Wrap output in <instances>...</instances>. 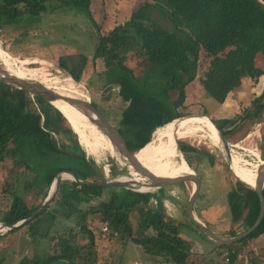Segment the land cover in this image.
Returning a JSON list of instances; mask_svg holds the SVG:
<instances>
[{"label":"trees","instance_id":"16d2710c","mask_svg":"<svg viewBox=\"0 0 264 264\" xmlns=\"http://www.w3.org/2000/svg\"><path fill=\"white\" fill-rule=\"evenodd\" d=\"M145 1L125 23L106 32L98 28L91 55L78 53L58 59V68L74 83L87 79L90 71L96 69V63L101 62V70L93 77L97 78L105 99L115 89L119 90L124 106L112 123L133 154L146 147L156 131L159 135L164 131L161 128L186 116L188 88L194 82L200 83L208 97L224 105L244 80L257 82L264 77V0ZM48 3L51 9L79 10L96 25L91 17V0H0V23L12 24L27 15L39 16L47 11ZM149 10L159 11L172 23L173 30L155 23ZM202 52L210 61L208 70L200 78ZM65 88L70 90L69 86ZM60 109L68 115L66 107ZM201 115L211 118L228 143L237 142L252 125L264 123V91L251 101L243 114L215 120L205 109ZM183 126L215 135V129L209 124L206 126L204 121L192 120ZM97 141L100 150L110 151L103 137L98 135ZM178 144L195 172L198 171L194 166L196 161L215 162L209 151L184 142ZM262 144L264 156V136ZM84 148L78 128L75 132L58 108L0 82V186L2 194L12 197L0 226L12 227L34 215L46 203L60 173L69 172L87 183L62 179L48 209L31 222L0 233V247L6 244L4 239L25 231V241L34 239L38 244L23 243L22 248L38 249L42 242L50 240L54 242L53 250L32 258L20 251L23 258L18 264H97L98 240L104 235L113 239L112 233L118 232L120 240H131L145 254L162 258V264H188L192 251L180 235V222L150 205L153 191L97 186L123 178L118 175L124 165L110 151L111 159L105 167L97 161L95 153ZM167 153L169 158L162 159ZM175 157L174 141L158 150L154 158L149 156L147 162L152 165L155 160L167 165L176 163ZM243 170L246 174L245 177L242 174L243 179L253 185V172ZM106 190L113 191L109 198L102 199ZM227 201L232 223L226 234L235 237L256 222L260 199L255 191L235 179ZM135 213L141 218L137 231L131 224ZM97 221L107 224L111 233H98L91 228ZM47 222L49 228L42 234L41 224ZM52 225H56L53 235ZM261 240H264V220L248 237L233 245H216L212 252L216 255L228 252L229 264H238V246ZM3 252L5 255L4 249ZM5 259L6 256L1 257L0 264ZM119 259L121 264L122 257Z\"/></svg>","mask_w":264,"mask_h":264},{"label":"rangeland","instance_id":"374dc122","mask_svg":"<svg viewBox=\"0 0 264 264\" xmlns=\"http://www.w3.org/2000/svg\"><path fill=\"white\" fill-rule=\"evenodd\" d=\"M91 1V17L96 23L95 26L92 22H90V19L85 13L76 9H64L58 7L51 9L50 3L46 4L47 11L39 16L27 15L19 18L18 21L12 24L1 22L0 50L8 53L12 58L11 61L16 63V65L13 66V70L18 71V69L27 68L28 70L34 72V78L36 81L48 85L52 89L58 90L68 85L75 86L77 90L80 91L84 99H89L91 102H94L100 112L106 116L110 122H113L114 120H117L121 114L124 102L119 95L118 89H115L112 92L109 99L104 98L101 92V87L96 82L97 78L93 77V74L96 75L101 70V62L98 61L96 63V69L93 72L92 70L90 71L87 79L84 78L79 83H74L69 79L70 77L67 74L58 68V59L62 56L75 55L78 53L91 55L97 41L96 30H98V28L100 32H106L120 24L125 23L130 19L133 12L145 5L146 1ZM148 14L158 25L168 30H173L174 27L172 23L159 11L149 10ZM17 60L21 62L25 61L26 64L22 62V65L21 63H18ZM3 61H5L4 58L0 60V68L5 70L6 68L3 65ZM209 61L210 59L206 56L205 52H202L200 54L198 77L202 78L204 76L205 72L209 68ZM90 80L93 81L90 82ZM263 91L264 77H261L257 82L244 80L242 87L230 94L224 105H220L215 100L208 97L200 87V83L196 81L195 84L193 83V85L188 88V107L185 110L186 116L182 118L196 115L201 116L205 109H207L209 114L215 120L232 118L238 114H243L245 109L251 106V101L255 97L261 95ZM68 117L70 118V121H72L69 113ZM176 122L178 121L176 120L172 123ZM172 123L161 128V130L167 129ZM205 123L206 126H208V123ZM263 128L264 123H256L252 125L244 138L237 142H229L231 151H233L232 154H234L237 159H240L242 165L248 163L245 166L250 170H253V166L257 165L259 160L264 157L261 152V145H263L264 136ZM156 133L157 131L155 134ZM191 133L188 138L177 140V143L184 142L197 148L198 150L209 151V153L215 157V162L213 163H210L207 159L201 161L198 160L194 163V166L198 170L195 173L202 181L203 194L204 191L206 193L204 200L205 204L203 202V196L200 194L196 203V209L199 210L202 204H204L202 216H204L208 227L214 232L228 236L226 232L230 229L232 218L227 201V193L231 190V186L235 183V179L237 178L227 165L226 153L224 152V148L220 140L219 144H214L207 132L193 133L192 130ZM96 136L97 133H92V142L94 141L93 137L97 138ZM163 138H165V136ZM166 141V138L162 140V142ZM156 144L159 145L160 142L157 141ZM99 149L102 148L98 147L99 152H96L94 156L98 162L107 166V162L111 159L110 151L106 149ZM84 150L86 151L85 148ZM184 159L185 156L180 152L179 144H177L176 157L173 161H175L178 166H180L181 163L182 165L187 166L183 161ZM192 159H195L194 155H192ZM249 163L253 165L251 166ZM234 166L241 176L242 174L244 177L246 176L243 172L244 170L235 162ZM124 169H126L125 172H123ZM124 169L121 170L122 173H119L118 175V177H123L121 179H142L141 176L137 173L135 174V172L130 168L124 166ZM106 171L108 175H110L109 171ZM191 171L194 170L191 169ZM163 176L171 177L174 176V174L170 176ZM63 179L69 180L72 178L70 176H64ZM174 187L175 188L170 187L158 189L160 194H157L156 190H152L153 195L156 196L157 199H154V203L152 198L150 205L157 208V210H163L167 215L172 214L170 216L174 219H176L177 216V220L180 221V235L182 239L187 242L190 251H192L190 258L188 259V264H227L225 262V258L223 257L226 252L224 254L222 253V255H220L221 252L219 255H216L214 252L202 255V257L197 255L199 252H203L205 250V245L200 242V238L202 240H206L208 238L201 232L200 234L194 232L195 230L192 228L193 224L186 216L185 211L191 198L193 187L190 184L187 186L179 185ZM53 189L54 188H52V191ZM1 190L2 188L0 186V219L9 209L12 202L11 195H4L1 193ZM112 191L113 190H106L102 199L107 197L109 198ZM93 203H98V200ZM208 206L212 207V209H209V211L206 212L205 209H207ZM176 210H179L181 217L177 215ZM140 222L141 218L135 213L131 217V224L133 225V228H136V231ZM41 225V232L42 234H45L50 224L47 222ZM103 225L104 224L97 221L96 225H92L91 228L100 233L103 229ZM75 228L77 229L76 226ZM63 229L59 230L61 231ZM55 231L56 225H52L50 228L51 235L55 234ZM0 233L3 234V231L0 230ZM24 233L25 231H20V234L16 233L9 236L7 239H4L6 244L3 247H0V258L6 256V259L2 264H18V261L23 258V256L20 255V251L21 253H24V255L28 254L29 258H32L35 254L43 255L50 253L53 250L52 247L54 242L50 240L42 242L38 249H32V247L22 248L23 246H21V244L23 243L38 244V240L34 239L26 242L24 239L26 234L24 235ZM97 245V264H120L118 262L121 257V264H162V258L152 257L145 254L141 246H138L129 239L126 241H123L122 239L120 240V237L119 239H110L104 235L100 240H98ZM238 247L240 250L238 264H264V257H261V255L264 254V243H262V245H260V243L248 245L243 244ZM3 249L5 250V255ZM35 250L37 252H35Z\"/></svg>","mask_w":264,"mask_h":264},{"label":"water","instance_id":"95a60500","mask_svg":"<svg viewBox=\"0 0 264 264\" xmlns=\"http://www.w3.org/2000/svg\"><path fill=\"white\" fill-rule=\"evenodd\" d=\"M0 82H3L5 84H8L10 86L19 88L21 90L27 91L28 93L32 94L33 96L39 97L50 104L55 106L56 102H62L66 103L76 109H78L88 121H90L92 124L96 125L98 129L108 138L112 148L113 152L116 156V158L119 160L121 164L124 166L130 168L135 173H137L139 176L142 177L140 181H134L135 179H120V180H114L110 182H106L103 184H99L97 186H103V187H124L127 189H131L134 191H152V190H158L162 188L167 187H174L179 185H191L193 187V190L197 191L199 194H202L203 196V202L206 197V193L204 191L203 194V187H202V181L200 177L195 173V171H192V173L181 175L180 177L175 178H168V177H160L156 174H154L152 171H150L146 166H144L137 158V154H133L127 147V144L120 133V131L115 127V125L109 121V119L104 116L100 110L94 106L90 100H85L82 98L70 96L63 94L61 92H58L55 89L50 88L49 86L38 82L36 80L31 79H25L20 78L18 76L12 75L8 73L6 70L0 68ZM56 107V106H55ZM58 108V107H56ZM59 109V108H58ZM59 111L63 114V116L68 120V122L71 124L73 130L74 125L66 117V115L62 112V110L59 109ZM203 116V115H201ZM209 118V117H208ZM183 119V118H180ZM180 119H177L179 121ZM211 120V119H210ZM176 121V120H175ZM212 121V120H211ZM212 123L215 125L219 140L222 143V146L224 148V152L226 155H231V148L228 141L225 139L222 131L219 129V127L212 121ZM153 141V139H152ZM151 141V142H152ZM176 141V146H177ZM181 152V150H180ZM182 153V152H181ZM186 165L188 166L185 159L183 160ZM227 165L230 167L231 171L234 173V170L231 168V165L229 161L227 160ZM189 167V166H188ZM190 168V167H189ZM255 184L254 186H250L243 182L235 173L237 180H239L241 183H243L246 187L249 189L255 191L260 199V213L256 220V222L245 232L241 233L240 235H237L235 237H229L225 236L223 234H219L217 232H214L212 229H210L206 224L201 222L195 215L196 210V203L193 201V196L191 195V198L188 202L187 208H186V216L189 219V221L193 224L192 228L195 231L201 232L203 235H205L208 240L213 242L215 245L222 246V245H233L235 243H238L239 241L243 240L244 238L248 237L251 233H253L255 230L259 228L261 223L264 220V157L259 160L258 164L255 168ZM64 176H70L74 181L78 182L79 184H87L84 183L77 178H75L71 173L69 172H63L58 175V178L54 184V189L52 191V194L47 198L46 203L29 219L20 222L19 224L9 227L17 228L25 224L26 222H31L35 220L38 216H40L45 210L48 209V207L51 205L53 199L56 197L57 192L59 190V186L61 183V180L64 178ZM145 180V181H144ZM142 186V188H141ZM200 197V196H199ZM199 220V223L196 221ZM8 227V226H7Z\"/></svg>","mask_w":264,"mask_h":264},{"label":"bare ground","instance_id":"6f19581e","mask_svg":"<svg viewBox=\"0 0 264 264\" xmlns=\"http://www.w3.org/2000/svg\"><path fill=\"white\" fill-rule=\"evenodd\" d=\"M0 57L4 58L5 61H3V65L5 66V70L15 76H18L20 78H25V79H31V80H35L34 76V72L31 70L26 69H18V71L13 70V66L16 65V63L12 62V58L10 57V55L8 53H5L3 51L0 50ZM2 58H0V60H2ZM9 60V61H7ZM18 63H21L23 65L22 62H24L26 64L25 61H19L17 60ZM24 64V65H25ZM48 86V85H47ZM69 86V85H68ZM70 90H68L67 88L63 87L61 89H58V92H61L63 94L66 95H70V96H74V97H78V98H83V96L81 95L80 91L77 90V88L73 85L69 86ZM85 100H89V99H85ZM55 106L58 107L59 109L61 107H66L67 111L71 117V122H73L72 124L74 125V131H79V140L80 143L85 147V149L89 152V153H96L99 152L98 151V135L103 137V139L105 140L106 144L109 146L110 151L112 152V154L114 155L113 152V148L108 140V138L98 129V127L94 124H92L90 121H88L86 119V117L76 108L66 104V103H62V102H56ZM61 110V109H60ZM66 117L68 119H70L68 117V115L66 114V112L62 111ZM204 121L207 122L213 129H215V135L211 132L208 131H204L201 129H197V128H192V127H187V126H183L186 122L188 121ZM187 129V130H186ZM207 132L209 134L210 139L214 142V144H219V133L215 127V125L212 123V121L210 120V118L204 117V116H189L183 119H180L178 122L176 123H172L171 125H169V127L167 129H164L163 132H161L159 135L155 134L153 141L150 142L146 147H144L137 155L138 160L146 165L150 171H152L154 174L160 176V177H164L162 175L164 174H178V175H174L173 178L175 177H180L181 175L184 174H188V173H192L191 169L188 168V166H184L181 165L178 166L177 163H170L167 165H162L159 162H156L154 160V162H152V165H150L147 162V158L150 156L151 158L155 157V154L157 153L158 150H160L162 147H165L166 145H168L171 142L175 141V148L176 146V141L177 140H181V139H185L188 138L190 136V133L192 132ZM92 133H97V138L93 137V142L91 141L92 139ZM189 134V135H188ZM192 134V133H191ZM165 136L166 138V142H162L163 138ZM157 141L160 142L159 145H157ZM100 150V149H99ZM233 151H231V155H226L227 160L229 161L231 168L234 170V173L246 184L250 185V186H254L255 184V179H256V174H255V168L256 165L253 166V170H250L249 168H247L245 165H247L248 163H245L242 165L240 159H237L234 154H232ZM166 155H170V154H165L162 156V159H167L169 158ZM115 156V155H114ZM116 157V156H115ZM240 166V168L245 169V170H249L253 172V179H254V184L251 185L250 183H248L245 179H243V177L241 176V174L238 172V170L236 169V167L234 166V162ZM186 164V163H185ZM251 166L253 164L249 163ZM146 167V168H147ZM136 174V173H135ZM169 178V177H168ZM134 181H140V179H135ZM142 188V186H141ZM193 196V201L196 202L199 193L195 190H192V194ZM199 223V220H196Z\"/></svg>","mask_w":264,"mask_h":264},{"label":"crops","instance_id":"0c3cea01","mask_svg":"<svg viewBox=\"0 0 264 264\" xmlns=\"http://www.w3.org/2000/svg\"><path fill=\"white\" fill-rule=\"evenodd\" d=\"M194 84H195V82H194ZM190 87H191V86H190ZM153 138H154V136H153ZM164 175H169V176H170V175H173V174H164ZM174 175H178V174H174ZM162 176H163V175H162ZM173 177H174V176H171V177H169V178H173ZM167 188H170V187H167ZM171 188H175V187H171ZM156 193H157V194H160V192H159L158 190H156ZM199 196H200V194L198 195V198H197L196 202L198 201ZM160 198H161V196H160ZM154 199L156 200L157 197H156V196L153 197V202H154ZM151 202H152V200H151ZM154 203H155V202H154ZM204 204H205V202H204ZM204 204H202V206H201V208H200L199 210H198V209L195 210V215H196V217H197L201 222H203L204 224H206V220H205L204 216H202V213H203V210H204V206H203ZM209 209H212V207L208 206L207 209H205V211L208 212ZM176 211H177V215L181 217V214H180L179 210H176ZM185 212H186V211H185ZM168 215H169V214H168ZM170 215H172V214H170ZM176 220H177V216H176ZM178 221H179V220H178ZM179 222H180V221H179ZM206 225H207V224H206ZM194 232L200 234V232H197V231H194ZM16 236H17V235H16ZM200 242H202V244L205 245V250H204L203 252H199V253L197 254L199 257H202V255L209 254V253L212 252V250L215 249V247H216V245H215L213 242H211L210 240H208V239H206V240H202V239L200 238ZM258 243H260V245H262V243H264V240H261V241L257 242V244H258ZM261 257H264V254L261 255ZM258 264H259V263H258Z\"/></svg>","mask_w":264,"mask_h":264},{"label":"built area","instance_id":"2783aa9c","mask_svg":"<svg viewBox=\"0 0 264 264\" xmlns=\"http://www.w3.org/2000/svg\"><path fill=\"white\" fill-rule=\"evenodd\" d=\"M9 229H10V228L7 227V226H0V230H2V231H7V230H9ZM102 231H103L105 234H110V233H111V230H110V228H109V226H108L107 224H104V225H103V229H102ZM118 236H119V233H118V232H113V233H112V237H113L114 239H117ZM224 257H225V262H226L227 264H229V263H230L229 253L226 252V253L224 254ZM136 264H139V263H136Z\"/></svg>","mask_w":264,"mask_h":264},{"label":"clouds","instance_id":"9594fccd","mask_svg":"<svg viewBox=\"0 0 264 264\" xmlns=\"http://www.w3.org/2000/svg\"><path fill=\"white\" fill-rule=\"evenodd\" d=\"M53 187H54V186H53ZM51 194H52V192H51ZM51 194H50V195H51Z\"/></svg>","mask_w":264,"mask_h":264}]
</instances>
